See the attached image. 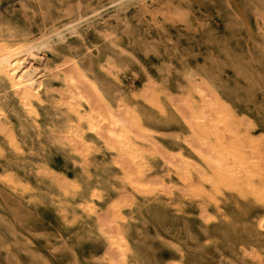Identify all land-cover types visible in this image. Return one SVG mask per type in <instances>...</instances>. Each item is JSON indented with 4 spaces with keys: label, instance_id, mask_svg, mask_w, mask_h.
I'll use <instances>...</instances> for the list:
<instances>
[{
    "label": "bare ground",
    "instance_id": "6f19581e",
    "mask_svg": "<svg viewBox=\"0 0 264 264\" xmlns=\"http://www.w3.org/2000/svg\"><path fill=\"white\" fill-rule=\"evenodd\" d=\"M96 1L77 0L74 10L61 9L50 23L44 15L38 33L28 29L15 34L10 29L6 34L0 26V155L4 144L24 159L40 156L34 149L36 140L39 152L46 141L57 143L89 175L93 155L102 149L107 152L119 184L109 200L96 185L83 194L78 178L42 160L34 162L35 175L48 177L55 186L58 194H50L64 219L68 211L60 196L65 202L74 199L72 218L79 210L93 220L103 239L100 251L106 264H138L127 213L139 197L149 201L163 197L176 212L190 200L206 224L219 217L228 219L229 201L237 208L255 207L254 226L263 233L264 126L222 92L205 70L186 65L175 90L145 68L140 75L132 62L114 52L101 55V40L120 47L112 25L128 27L129 12L147 17L153 25L160 23L164 12L167 18L183 22L186 13L165 5L167 0ZM259 14L257 27L264 48V8ZM76 40L82 51L70 47ZM60 48L66 50L50 61L49 54ZM8 95L24 122L18 124L12 117ZM47 108L50 117L44 124L41 110ZM149 112L178 118L181 130L173 133L177 145L160 138V131L148 120ZM155 162L162 171H156ZM0 182L19 194L33 189L31 181L12 167L0 171ZM176 249L179 256L166 264H184L183 250ZM242 251L255 264H264L258 245L243 244Z\"/></svg>",
    "mask_w": 264,
    "mask_h": 264
},
{
    "label": "rangeland",
    "instance_id": "374dc122",
    "mask_svg": "<svg viewBox=\"0 0 264 264\" xmlns=\"http://www.w3.org/2000/svg\"><path fill=\"white\" fill-rule=\"evenodd\" d=\"M76 1L0 0V26L6 34L10 29L15 34L28 29L38 33L44 15L50 23L61 9L74 10ZM167 4L185 12L186 22L171 20L164 12L160 23L153 25L147 17L129 12L128 27L112 25L117 34L115 42L120 47L101 40V55L114 52L120 59L132 62L140 75L145 68L163 77L175 90L186 65L205 70L222 92L264 126V48L257 27L264 3L167 0ZM70 47L82 51L79 40L72 41ZM65 50L60 48L57 53H50V61L57 60ZM95 59L93 56V62ZM133 82L138 83L136 79ZM8 100L16 123L24 122L14 98L8 95ZM49 111V108L41 110L44 124L49 121ZM149 115L148 120L160 131V138L168 145H177L174 134L181 130L178 118H161L150 112ZM29 131L33 133L32 128ZM37 141L34 149L40 156L24 159L3 143L6 149L0 155V171L14 168L19 176L31 181L33 189L19 194L0 182V264H106L100 251L103 239L95 231L93 220L79 210L76 218H72L74 199L65 202L60 196L68 211L64 219L50 194H58L55 186L48 177L35 175L34 162L42 160L78 178L83 184V194L96 185L103 190L105 200H109L119 184L107 152L102 149L93 155L88 175L65 147L46 141L45 149L39 152ZM155 168L162 171L159 162H155ZM164 200L139 197L128 209L127 227L138 264H166L179 256L177 247L183 250L184 264H255L243 255V244L258 245L264 253V232H257L254 226L255 207L237 208L229 201L226 206L229 218L219 217L218 221L206 224L199 218L194 202L185 201L183 210L176 212Z\"/></svg>",
    "mask_w": 264,
    "mask_h": 264
}]
</instances>
